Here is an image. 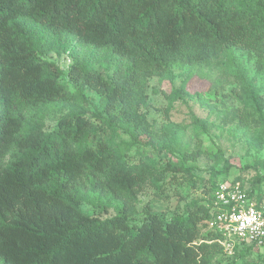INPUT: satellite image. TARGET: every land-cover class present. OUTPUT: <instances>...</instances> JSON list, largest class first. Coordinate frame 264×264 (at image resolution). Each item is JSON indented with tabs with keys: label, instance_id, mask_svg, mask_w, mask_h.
I'll return each mask as SVG.
<instances>
[{
	"label": "trees",
	"instance_id": "16d2710c",
	"mask_svg": "<svg viewBox=\"0 0 264 264\" xmlns=\"http://www.w3.org/2000/svg\"><path fill=\"white\" fill-rule=\"evenodd\" d=\"M263 39L264 0H0V264H210L227 256L207 206L226 180H213L181 215L139 222L128 205L103 219L84 214L80 193L85 182L115 199L144 186L147 169L118 165L109 131L140 102L146 78L176 61L203 66L223 47L255 49ZM71 41L115 57L113 82L77 58L66 74L48 59ZM84 89L100 96L102 125L79 112L50 128L43 114L27 124L32 109L85 101Z\"/></svg>",
	"mask_w": 264,
	"mask_h": 264
},
{
	"label": "rangeland",
	"instance_id": "374dc122",
	"mask_svg": "<svg viewBox=\"0 0 264 264\" xmlns=\"http://www.w3.org/2000/svg\"><path fill=\"white\" fill-rule=\"evenodd\" d=\"M47 57L64 74L77 58L111 83L117 77L115 57L74 41L57 44ZM83 94L85 101L28 111L27 124L43 114V124L50 128L64 114L79 112L102 125L100 96L88 89ZM112 127L109 142L117 164L140 163L147 179L139 193L119 199L83 183L84 214L103 219L128 205L132 221L148 214L166 219L201 203L213 180L234 178L264 199V39L255 49L223 47L200 67L176 61L146 78L140 102L130 113H119ZM210 264H264V249L229 257L218 253Z\"/></svg>",
	"mask_w": 264,
	"mask_h": 264
},
{
	"label": "built area",
	"instance_id": "2783aa9c",
	"mask_svg": "<svg viewBox=\"0 0 264 264\" xmlns=\"http://www.w3.org/2000/svg\"><path fill=\"white\" fill-rule=\"evenodd\" d=\"M207 206L209 228L227 256L236 247L264 249V200L251 197L239 182L228 180L217 184Z\"/></svg>",
	"mask_w": 264,
	"mask_h": 264
}]
</instances>
